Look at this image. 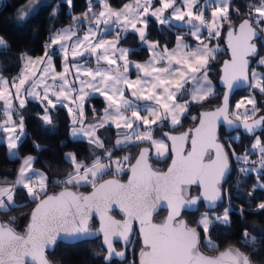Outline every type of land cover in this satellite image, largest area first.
<instances>
[{
	"label": "snow or ice",
	"instance_id": "snow-or-ice-1",
	"mask_svg": "<svg viewBox=\"0 0 264 264\" xmlns=\"http://www.w3.org/2000/svg\"><path fill=\"white\" fill-rule=\"evenodd\" d=\"M37 2L38 0H28V4L18 10V19L23 21L34 14L33 5ZM66 3L71 5L72 0H66ZM159 4V7H155L153 0H131V3L124 4L121 9L114 10L105 0L103 10L93 12L89 0V9L83 17H73L74 23L66 28L50 30V42L45 43L43 56L32 58L22 54L20 59L24 64L19 75L11 80L0 75V101H3L0 107V115L3 116L0 131L6 133L5 142L10 157L19 156L21 137L25 135L24 117L21 114V109L27 102L25 95L39 99L44 106V114L40 118L45 125L53 124L49 106L55 108L56 103L64 104L68 101L71 104L68 111L72 114L70 135L73 138L87 137L95 148L103 150L102 155H95L93 152L91 163L78 160L74 153H65L64 158L73 165V170L63 179L52 181L73 187L90 186L93 191L89 195L77 194L67 188L49 194L47 174L32 167L37 157L29 155L23 159L16 181L12 185L0 187V212L26 206L14 199L18 188L26 191L29 201L36 202V207L30 213V221L23 233L12 226L16 221L15 217L8 222H0V264H50L45 256V249L51 250L58 238L66 243H75L94 234L88 227L94 211L99 213L102 222L100 231L103 232L107 248L108 254L104 258L106 261L111 260L114 255L125 257L124 251L117 252L113 247V237L122 240L125 246L130 245L133 240L132 222L138 221L143 245L140 264H255L248 253L233 245L218 256L203 254L200 251V232L188 226L183 219L177 220V217L180 216L182 207L195 206L200 199L193 197L184 200L180 195L191 184H202L203 197L209 202L222 199L220 184L230 173V167L228 151L224 150L215 135L217 121L222 118L229 131L242 126L249 134L258 128H264V115L249 122L251 116L259 111L254 97L242 99L235 104L237 111L231 114L234 118H229L228 110V93L232 92L237 82L247 83L249 88L264 93V72L252 70L249 73V61L246 59L250 54L257 53L253 40L264 37V28L260 27L264 25V0L247 6L248 18L238 25V31L230 18L231 0H204L202 5L200 0H159ZM168 10L171 12L165 15ZM206 11L210 12V17H206ZM233 11L237 16L240 15L239 10ZM88 16L92 17L91 21L86 19ZM149 17L156 18L160 25L169 28L173 26V20L186 22L191 29L190 35L199 43L193 47L182 36H177L176 47L168 50L167 45L161 46L159 41L149 42ZM112 23L119 25L125 33L129 29L138 33L140 41L153 52L145 64H135L137 72L142 73L136 80L128 78L127 54L130 50L116 47L122 38L120 35H117L115 41L101 37L92 43L97 32L101 31V25L107 31ZM225 23L229 27L228 38L232 49V59L224 63L223 83L228 93L223 94L220 107L201 113L199 126L194 130L195 136L190 140V150L184 151L185 144L189 142L188 132L172 136L164 133L163 136L171 141L172 151L175 153L167 172L153 171L147 163L149 148H143L136 164L131 167L132 177L127 184L107 180L97 186L98 180L112 170L113 164L117 174L123 171L120 160L113 159L115 149L147 142L154 146L156 159L164 157L169 146L163 139H153L151 126L157 122L163 126L164 121H170L174 127L182 126L180 118L192 104L207 103L217 96L208 73L211 70L210 61L215 59L219 51L218 47L212 46V41L220 35ZM138 24L142 27H138ZM85 25V34L78 35ZM205 31L207 36L202 39ZM69 43L71 57H83L86 61L84 64L73 65L75 80L71 82L68 76ZM53 46L63 52L64 67L60 73L54 71L53 60L49 56ZM10 47L0 37V50L7 51ZM93 55L95 68L89 67L87 63ZM113 57L119 58L121 65L117 66V59ZM102 62H106V66ZM161 62L163 65L157 66ZM38 65L43 67H37ZM259 66H264V58L259 61ZM37 72L40 73L39 76ZM189 84L192 85L191 88L186 87ZM125 89L131 90L130 95L134 100L125 98ZM96 92L106 98L107 106L99 120L85 124L83 101ZM14 100L18 102L15 105ZM140 101L144 103L141 104ZM240 109L243 111H239ZM141 111L147 115L142 116ZM13 114L16 115L15 120ZM113 124L118 130L119 138L112 147H105L104 141L96 133L105 125ZM144 126L148 127L141 131ZM33 147L38 151L42 150L35 142ZM257 149L260 159L252 162L248 160L247 154L236 155L235 150L229 146V151L238 162L253 165L258 163L259 168L264 170V142L259 137H256L252 145V151ZM123 159L127 161L129 157L125 156ZM255 170V167L238 169L242 174ZM161 199L167 201L171 211L164 222L154 224L152 213L156 210V202ZM114 203L127 216L125 221H116L108 215ZM212 206H215L214 203ZM258 208L264 210V203H260ZM217 223L230 225L229 209H225L222 216L214 215L211 219L205 213L197 222L204 233V243L212 249H218L219 246L210 239L208 233L209 228ZM257 239L247 231L244 232L242 242L251 247L253 254L260 247ZM260 239L264 240V236Z\"/></svg>",
	"mask_w": 264,
	"mask_h": 264
},
{
	"label": "trees",
	"instance_id": "trees-1",
	"mask_svg": "<svg viewBox=\"0 0 264 264\" xmlns=\"http://www.w3.org/2000/svg\"><path fill=\"white\" fill-rule=\"evenodd\" d=\"M28 0H1L0 4V37L11 46L10 50H0V73L13 77L16 75L22 66L20 59L22 54L27 56H37L44 54V45L49 42L50 30L54 31L62 28L73 21L76 15L84 14L89 9V0H72V4L66 3V0H51L48 3L40 5L34 12L23 21L18 19V10ZM130 0H107L111 8L119 9ZM157 4L159 0H153ZM258 0H231L230 18L239 22L242 19H247L249 10L248 5L256 4ZM92 10H95L99 5L95 0H91ZM235 7V8H234ZM233 9L239 10L240 15L237 16ZM55 13V15H53ZM206 17L209 16L205 14ZM256 27L255 24H253ZM261 27V26H260ZM262 28V27H261ZM259 34V28H257ZM183 34L189 41L190 45H194L196 40L189 34V30L179 24L173 22V26L160 25L157 19L149 17L147 26V40L149 42L159 41L160 45H167L168 49L173 45L176 35ZM206 37V36H205ZM215 38L212 42H214ZM258 54L252 61L249 72L253 69L257 59L264 54V41L262 37L256 39ZM120 45L129 47L128 56L133 60H147L150 57V52L146 44L139 41L138 36L134 32H127L126 35L119 41ZM227 56L226 49L218 54L214 60V70L210 73L216 86L215 98H212L207 103L192 104L189 107L187 115L181 119L182 126H169L163 123L153 125V137L164 138V131H179L185 127L192 126L198 117L200 110L210 109L220 103L222 96V88L218 84V71L222 60ZM57 57V56H55ZM253 93L259 111L251 118H260L264 115V93L259 90H251L249 87L237 90L230 99V111L234 112L236 102H238L245 94ZM104 102L99 97H89L85 103V120L94 121L98 119L104 108ZM21 114L24 117V133L21 137L19 146V156L17 158L10 157L8 154L7 144L1 139L0 131V187L4 185H12L18 174V169L22 158L27 155L37 157L33 163V168L47 174L49 178L48 192H54L61 187L67 186L64 184L52 183L54 180L63 179L73 170V165L65 160V153H74L76 158L85 163H91L94 156L90 143L70 137L71 121L67 111L60 105L55 108L49 106V115L52 118V125H45L40 118L44 114V106L39 101H28ZM16 119V117H15ZM118 130L112 126H104L99 130V135L103 139L105 147H112L115 138L118 136ZM219 137L225 145L231 159V173L227 181L223 184V201L217 206V212L223 215L225 209H229L230 225L225 226L219 223L214 227L209 228V237L219 247L218 249L209 248L204 243V233L198 227L197 220L205 212L203 206L193 213L184 212L183 216L187 223L195 226L201 235L200 248L209 254H214L226 246L233 245L240 248L243 252L248 253L255 264H264V240L260 237L264 236V210L258 208L260 203H264V170L259 168V164L252 163L242 164L238 162L231 149L235 150L236 155H248V160L258 162L260 157L256 151H250L255 137H259L264 142V128L253 134H247L240 131L226 133L223 128L219 131ZM238 137V139H237ZM33 142L41 146L40 151L33 147ZM142 146H150L149 143L143 142L138 146H129L121 149H115L112 153L114 160H120V163H130L138 150ZM151 147V146H150ZM98 153L103 154L99 149ZM97 153V154H98ZM95 154V155H97ZM127 156L129 159L125 161L123 158ZM170 153L168 152L160 159L155 158L154 150H152L150 159L152 165L158 169L166 167ZM46 165L48 167H46ZM241 167L253 168L247 174H242L238 171ZM125 172L121 178H125ZM112 176L108 173L103 178ZM119 177V176H118ZM80 189L87 190L88 187ZM14 199L18 203L25 204V207H17L8 212H0V218L9 221L15 217L16 221L12 225L18 230L23 229L25 217L29 210L36 202L29 201L25 190L18 188ZM161 211L155 216V219H161ZM93 223V222H92ZM247 231L250 236H256L259 250L256 253L251 252V247L245 246L243 241L244 232ZM134 244L140 246L138 236L134 237ZM102 248L97 241H82L73 245L59 243L54 248L53 252H48V258L53 264H92L96 259H101ZM98 254V255H94Z\"/></svg>",
	"mask_w": 264,
	"mask_h": 264
},
{
	"label": "water",
	"instance_id": "water-1",
	"mask_svg": "<svg viewBox=\"0 0 264 264\" xmlns=\"http://www.w3.org/2000/svg\"><path fill=\"white\" fill-rule=\"evenodd\" d=\"M243 20H244V19L240 20V21L236 24V26H237L236 30H237V31H238V25H239ZM228 31H229V29L226 31V33H225V38H224V45H225V49H226V52H227V56H226V57L222 60V62H221V65H220V71H219V77H218V84H219V86L222 88V96H221V99H220V103H219L218 105H216V106L210 108V109L200 110V111L198 112V117H197V119H196V122H195L192 126L185 127L184 129H181V130H179V131H164V132H163V134H164V133H167V134H169V136H172V135H179V134H181V133L188 132V134H189V142L186 143L185 146H184V151H185V152H187L188 150H190V147H191V145H190V140H191V138H192L193 136H195V131H194V130H195L196 127L199 126L201 113H203V112H205V111H212V110H214L216 107H220V106H221V102H222V100H223V94L228 93V89H227V87L225 86V84L223 83V76H224V63H225L226 61H229V60L232 59V49H231L230 42H229V38H228ZM257 32H258V31H257ZM253 43H254L255 46H256L257 53H256V54H250L249 56L246 57V59H248V61H249V64H248V71H249L250 66H251V64H252V61L254 60V58H255V57L257 56V54H258V47H257L256 39L253 40ZM249 73H250V72H249ZM247 87H248V84H247V83L237 82V84L234 85V88H233L232 92H231V93H228V95H229V102H228V103H229V109H228V110H229V113H230V117H229V118H234V117L231 115V111H230V107H231V105H230V99H231L232 95H233L237 90L244 89V88H247ZM249 108H251V107H249ZM240 111L242 112L243 109H241ZM256 119H259V118H253V119L251 118V119L249 120V122L251 123L253 120H256ZM221 128H223L224 131H225L226 133H230V132H234V131H240V132H243V133H247V132L243 129L242 126L239 127V128H234L232 131H229L228 126H227L226 123L223 121V119H222V118L219 119V120L217 121V123H216V131H215V135H216V138H217L218 142L224 146V150H225V151H227V149H226L225 145L223 144V142L221 141V139H220V137H219V131H220ZM189 130H191V131H189ZM258 130H259V128H258L255 132H257ZM255 132H254V133H255ZM247 134H249V133H247ZM252 134H253V133H252ZM164 138H165V137H164ZM165 141L168 143V146H169V153H170V158H169L168 163L166 164V167H165V168H163V169H158V168L154 167V166L152 165V162H151V159H150V155H151V152H152V148H151L150 146H142V147L139 148V150H138L137 154L135 155V157L133 158V160L129 163V167H128V170H127V173H126L125 178H121V177L114 176V175H112V176H108V177H105V178L100 179V180L98 181V183H97V186H99V184L104 183V182L107 181V180H116V181H118L119 183L127 184L128 181H129V179L132 177L131 167L134 166V165L136 164V160H137V158L139 157L140 151H141L143 148H149V153H148V156H147V163H148L149 165H151L152 170H153V171L159 170L160 172H167V169H168V168L170 167V165H171L172 159L175 158V153H174V151H172L171 141H170L169 139H165ZM228 157H229L228 162H229L230 173H231V169H232V167H231V159H230V155H229V153H228ZM205 162H207V155L205 156ZM230 173L226 176L225 179H223V180L221 181V184H220V189H221L222 199H218V200H216L215 202H209L206 198L203 197L204 188H203V185L200 184V183L191 184V185L187 186L186 188H184V190L180 193V195L182 196V198H183L184 200H188L189 198H193V197H200V199L197 201V203H196L195 206H188V205H185L184 207H182V208L180 209V216L177 217V220H179V219H183V220L185 221V223H186L188 226L193 227V228H196L195 226H192V225H190V224L187 223L186 219H185L184 216H183V213H184V212H190V213L196 212V211L198 210V208H199V204H200V202L203 203V206H204V209H205V210H208V211H209V210H215L216 207H217V205H218V203L223 201V189H222V186H223V184L227 181V179H228ZM191 187H196V188H198V189H199V192L196 193V194H191V193H190V189H191ZM65 188H67L69 191L75 192V193H77V194H83V195H89V194L93 191V189H92L91 187H90L89 189H87V190H81V189H79V188H75V187H72V186H64V187H61V188H59L58 190H56V191H54V192H50L49 194H52V193H58V192L64 190ZM174 202H175V201H174ZM212 203H214V205H215L214 207L212 206ZM35 207H36V203L32 206V208H31V209L29 210V212L27 213V215H26V217H25V222H24V225H23V229H22L21 231L18 230V229H16V228L13 226L18 232L23 233V232L25 231L26 226H27L28 222L30 221V213L33 211V209H35ZM161 210L165 211V214L163 215V217H162L161 219H159V220L154 219L155 215H157ZM170 211H171V209L167 206V201H165V200H163V199L157 201V202H156V210L153 211V213H152V217H151V219H152V223H154V224H159V223L164 222L165 219L167 218V216L170 214ZM113 212H117V213H119V214L121 215V217H120V218L116 217V216L113 214ZM108 215L112 216V218H113L114 220H116V221H120V222H123V221H125V220L127 219V216H126V215L120 210L119 206L116 205L115 203L112 205L111 210L109 211ZM92 220L96 221V223H97V226L94 227V228L91 227V222H92ZM0 222H8V221L3 220V219L0 218ZM88 227H89V228L92 230V232L94 233L92 236H90V237H84V238H82V239H79V240H77L75 243H66L65 241H63V240H61V239L58 238L56 244L53 246V248H52L51 250L48 249V248H46V249H45V256H46V258L48 259V261L50 262V264H53V262L48 258V255H47V254H48V252H53L54 248H55L56 245L59 244V243H63V244H66V245H73V244L80 243V242H82V241H89V240H95V239H97V238H100L101 245H102L103 248L105 249V251H106V255H107L108 253H107L106 245H105V243H104V235H103V232L100 231L101 228H102V222H101V219H100L99 213H96L95 211L93 212V214H92V216H91V218H90V220H89V225H88ZM196 230H197L198 232H200L197 228H196ZM135 231H137V235H138V238H139V240H140V245H141L140 250L138 251V264H140V258H141L140 254H141V249H142L143 245H142V234H141V232H140V224H139L138 221H133V222H132V237H133ZM115 242L122 243L124 247H127V246H128V245L125 246L124 242H123L122 240H120L119 238H117V237H113V246H114V243H115ZM229 246H230V245H229ZM229 246H226L225 248H223V249L217 251V252L214 253V254L206 253V252H204L201 248H200V251H201L203 254H205V255H209V256H218L220 252L225 251ZM235 247H237V246H235ZM241 251H242V250H241Z\"/></svg>",
	"mask_w": 264,
	"mask_h": 264
},
{
	"label": "crops",
	"instance_id": "crops-1",
	"mask_svg": "<svg viewBox=\"0 0 264 264\" xmlns=\"http://www.w3.org/2000/svg\"><path fill=\"white\" fill-rule=\"evenodd\" d=\"M38 1H39V0H38ZM50 1H51V0H48V1H41L40 3H41V5H42V4L48 3V2H50ZM95 1H96L99 5L96 7L95 10H92V11H93V12H96V11L103 10V4H104L105 0H95ZM27 2H28V1H26L25 3H27ZM141 2H143V0H141ZM153 2H154V1H153ZM127 3H131V0L128 1V2H126L125 4H127ZM21 6H24V4L21 5ZM21 6H20V7H21ZM154 6H155V7H159V6H160L159 2H158L157 4H154ZM121 8H122V7H121ZM121 8H119V9H121ZM112 9H114V10H119V9H116V8H112ZM87 11H88V10H87ZM87 11H86V12H87ZM193 11L195 12L196 9L194 8ZM169 12H171V10L166 11V12H165V15H168ZM84 14H85V13H84ZM84 14L76 15L75 17H83ZM27 17H28V16H27ZM27 17H26V18H27ZM207 17H210V14H209V16H207ZM153 18H154V17H153ZM86 19H87L88 21H91V20H92V17H91V16H88ZM154 19H156V18H154ZM186 19H187V18H186ZM148 22H149V18H148ZM173 22L179 24V25L182 26V27L187 28V29L189 30V34H190L191 29H190V27L186 24V22H179V21H175V20H173ZM73 23H74V21H72L70 24H68V25H66V26H64V27H62V28H66V27L72 25ZM232 23H233L234 25L237 24V22H235V20H232ZM137 26H138V27H142V25H139V24H138ZM261 27L264 28V25H261ZM58 29H60V28H58ZM103 29H104V26L101 25V31H98V32H97V36H96L95 39L92 40V43H95L96 40L100 39L101 37H102L103 39L108 40V41H115V40L117 39V35H120L122 38L126 35V33L123 32V30H122V29L119 27V25H117L116 23H112V24H110V25H109V30H107V31H104ZM228 29H229L228 24L225 23L224 27H222L221 30H220V35H219L218 37H215L214 42H212V46H214V47H218V48H219V51L217 52L216 57L218 56V54H219L220 52H222V51L225 49V45L223 44V37L225 36V33H226V31H227ZM85 31H86V25L81 27L80 31L78 32V35L83 36V35L85 34ZM128 32H134V31L131 30V29H129ZM134 33H135V32H134ZM135 34L138 36V33H135ZM177 36H182V37L184 38V40H185L188 44H190L189 41L186 39L185 35H183V34H179V35H176L173 45H172L168 50H171V49H173V48L176 47V39H177ZM205 36H207V32H206V31L203 33V36H202L201 38L204 39ZM192 37H193V36H192ZM122 38H121V39H122ZM90 39H91V38H90ZM121 39H120V40H121ZM138 39H139V36H138ZM193 39H195V37H193ZM120 40H119V41H120ZM195 40H196V39H195ZM262 40L264 41V37H262ZM139 41H140V39H139ZM49 42H50V41H49ZM198 43H199V42L196 40V43H194L193 47H195ZM116 47H117V48L129 49V47H126V46H124V45H120L119 42L117 43ZM148 49H149V48H148ZM80 50L83 51V48H81ZM149 52H150V57H149L147 60H143V61L130 59L129 56H128V54H127V60L129 61V67H128V78H129L130 80H136L137 77H138V75H139V76H142V73H138V72H137V70H136V68H135V64H136V63H139V64H145L147 61H149L150 58H151V56L153 55V52H152V51L149 50ZM70 53H71V43H69V59H68V64H69V68H70V71H69V73H68V76H69V80H70V82H71V81H74V80H75V77H74V75H73V72H74V67H73V65H74V64H84V63H86V61H85V59H84L83 57H81V58H73V57H71ZM43 55H44V54L37 55V56H34V57H33V56H30V57H32V58H36V57H41V56H43ZM85 55H87V54H85ZM49 56L52 57V60H53V66H54V71L57 72V73L62 72V71H63V67H64V57H63V52H62L57 46H53V48L49 51ZM55 56H57V57H55ZM216 57H215V58H216ZM113 58H116V59H117V66L121 65L122 62L119 60V58H117V57H113ZM262 58H264V54L261 55V56L257 59V61L255 62V65H254V67H253L252 70H255V71H257V72H264V66H259V61H260ZM214 60H215V59H214ZM214 60L210 61V68H211V70H210L209 73H208V78L211 80V82H212V84H213V86H214V88H215L216 84H215L214 80L212 79V77H211V75H210V73H211V72L214 70V68H215V66H214V65H215V64H214ZM87 63H88V66H89V67L95 68V67H96V64H95V55L89 57ZM23 64H24V61H22V66H23ZM102 65H105V66H106V62H102ZM162 65H163V62H161V64H160V65H157V66H162ZM220 65H221V63H220ZM22 66H21V68H22ZM37 67H43V65H38ZM218 69H219V71H220V66H219ZM121 70H122V69H121ZM252 70H251V71H252ZM20 71H21V69H20L19 72H18L16 75H14L13 77L19 75ZM219 71H218V72H219ZM251 71H250V73H251ZM0 75L4 76L5 78H7V79H9V80H11V78H12V77H7V76H5V75H3V74H1V73H0ZM37 75L39 76L40 73L37 72ZM218 77H219V73H218ZM49 83H51V81H49ZM76 84H77V86H79V82H78V81H76ZM25 87H27V85H26ZM186 87L191 88L192 85L189 84V85H186ZM250 89H251V90H254V89H252V88H250ZM130 91H131V90H129V89H125V98L130 99V100H134V98L131 97V95H130ZM215 92H216V90H215ZM109 94H112V93L109 92ZM74 95H75V94H74ZM89 97H99V98H101V99L103 100L104 105H105L104 108L102 109V113H101L100 117H99L98 119H96V120H99V119L103 116V110H104L105 107L107 106V100H106V98H105L100 92L91 93L89 96H87L86 99L83 101V105H82V106H83V112H84V121H85V124H87V122H88V121L85 120V103H86V101H87V99H88ZM50 98H51V97H50ZM25 99H26L27 102H28V101H39V99H33V98H31V97H28L27 95H25ZM177 99L179 100V97H177ZM27 102H26V103H27ZM39 102H40V101H39ZM54 102H55V101H54ZM13 103H14V105H15V104H17L18 102L14 100ZM139 103L143 104L144 101H140ZM2 105H3V101H0V107H2ZM25 105H26V104H25ZM56 105H60V106H62V107L67 111V113L69 114V117H70L71 125H72V114L69 113V111H68V108L71 107V104H70L68 101H65L64 104L56 103ZM141 115H142V116H143V115H147V113L144 112V111H141ZM186 115H187V113H185L180 119H182V118H183L184 116H186ZM15 117H16V115L13 114V119H14V120H15ZM2 119H3V116L0 115V120H2ZM157 123H160V122H157ZM163 123L168 124L169 126H172V125L170 124V121H164ZM105 126H106V125H105ZM108 126H109V125H108ZM111 126L115 128V125H114V124L111 125ZM133 127H135V124L133 125ZM147 127H148V126H144V128H141V131H144ZM151 127H152V129H153V125H152ZM100 129H101V128H100ZM100 129H99V130H100ZM115 129H116V128H115ZM99 130L97 131L96 134L100 137V135H99ZM70 132H71V127H70ZM152 133H153V132H152ZM69 134H70V133H69ZM4 136H5V132H2V133H1V137H4ZM70 137L73 138L71 135H70ZM118 138H119L118 136L115 138L114 144L116 143V140H117ZM73 139H81V140H85V141L89 142L88 139H87V137H84V136H79V137H77V138H73ZM100 139H102V138L100 137ZM153 139H155V140H161V139H163V138H160V137H153ZM255 139H256V137H255ZM255 139H254V141H253V144H254V142H255ZM102 140H103V139H102ZM163 140H164V142L168 145V143L165 141V139H163ZM3 141H6V140L4 139ZM89 143H90V142H89ZM90 144H91V143H90ZM253 144H252V145H253ZM92 145H93V144H92ZM93 146H94V145H93ZM150 146H151L152 150H155L153 145L150 144ZM94 147H95V146H94ZM7 148H8V147H7ZM97 149H98V148H97ZM100 150H102V149H100ZM98 151H99V149H98ZM102 152H103V150H102ZM168 152H169V151H168ZM168 152H167V153H168ZM256 152L258 153V156H259L260 153H259V150H258V149L256 150ZM68 153H70V152H68ZM97 155H102V154H101V153H98ZM259 157H260V156H259ZM113 166H114V164H113ZM113 166H112V168H113ZM18 171H19V170H18ZM17 175H18V174H17ZM16 179H17V176H16ZM15 181H16V180H15ZM98 181H99V180H98ZM67 186H71V185H67ZM1 187H2V186H1ZM3 187H6V186H3ZM72 187H73V186H72ZM82 187H88V188H89L90 186H77V187H75V188H82Z\"/></svg>",
	"mask_w": 264,
	"mask_h": 264
},
{
	"label": "flooded vegetation",
	"instance_id": "flooded-vegetation-1",
	"mask_svg": "<svg viewBox=\"0 0 264 264\" xmlns=\"http://www.w3.org/2000/svg\"><path fill=\"white\" fill-rule=\"evenodd\" d=\"M250 116H251V115H250ZM89 188H90V187H89ZM79 189H80V188H79ZM81 190H83V189H81ZM198 192H199V189H198V188H196V187H191V189H190V193H191V194H196V193H198ZM220 203H221V202H219L218 205H219ZM218 205H217V206H218ZM200 206H203V203H202V202H200V204H199V208H200ZM199 208H198V209H199ZM203 208H204V206H203ZM216 210H217V207H216L215 210H209V211L206 210V211L209 212V213H214L215 215L220 216L222 213H218ZM161 211H163V210H161ZM161 211H160V212H161ZM160 212H159V213H160ZM113 214H114L116 217H118V218L121 217V215H120L119 213H117V212H113ZM164 214H165V212H164ZM164 214H162V217H163ZM155 216H156V215H155ZM154 219H155V217H154ZM158 220H159V219H158ZM92 222H93V223H92ZM92 222H91V227H93V228L96 227V226H97L96 221L92 220ZM135 236H138V235H137V231H135V233H134V235H133L132 243H131L130 245H128L127 247H124L122 243L115 242L113 247L116 249L117 252H119V251H124V252H125V257H124V258H120V257H116V256L114 255V256L111 258V260H109V261H106V260L104 259L107 255H106V251H105V249H104L103 246L101 245L100 238L95 239L94 241H97V242L100 243L103 252H102L101 259H96V260L94 261V263H92V264H138V251L140 250L141 245H140V246H136V245L134 244V237H135ZM90 241L92 242L93 240H89L88 242H90ZM139 242H140V240H139Z\"/></svg>",
	"mask_w": 264,
	"mask_h": 264
},
{
	"label": "rangeland",
	"instance_id": "rangeland-1",
	"mask_svg": "<svg viewBox=\"0 0 264 264\" xmlns=\"http://www.w3.org/2000/svg\"><path fill=\"white\" fill-rule=\"evenodd\" d=\"M41 1H48V0H39L38 2H37V4H35V5H33V9L34 10H36L40 5H41ZM178 2H179V0H178ZM203 2H204V0H200V3H201V5L203 4ZM0 4H1V0H0ZM28 4V2L27 3H24V5H27ZM22 7V6H21ZM20 7V8H21ZM19 8V9H20ZM235 8V7H234ZM231 9H232V7H230V11H231ZM205 14H207V15H209L210 14V12L209 11H206L205 12ZM232 21V20H231ZM224 38H225V36L223 37V44H224ZM251 97H253V93L251 92V94H245L244 96H243V98H241L239 101H241L242 99H245V98H251ZM238 101V102H239ZM237 103V102H236ZM248 107H251V105H248ZM241 110V109H240ZM239 110V111H240ZM237 110L235 109V107H234V113L236 112ZM250 115H251V113H250ZM1 139H5L6 140V133H5V136L4 137H1ZM90 147H91V151H92V153L93 152H95V154H97L98 153V149L97 148H95L92 144H90ZM250 151H252V146H251V148H250ZM154 153H155V150H154ZM8 154H9V149H8ZM27 156H29V155H27ZM27 156H25V157H27ZM32 156V155H31ZM259 156H260V154H259ZM24 157V158H25ZM24 158H22V160H21V162H20V166H19V169H20V167H21V165H22V163H23V159ZM33 167V166H32ZM18 169V170H19ZM35 169V168H34ZM4 186H9V185H4ZM3 187V186H2ZM205 213H207L208 214V217L211 219L215 214L214 213H209V212H205ZM205 213H203V214H205ZM202 214V215H203ZM201 215V216H202ZM201 216L198 218V220H197V222L201 219ZM215 216H218V215H215ZM220 216H222V215H220Z\"/></svg>",
	"mask_w": 264,
	"mask_h": 264
},
{
	"label": "built area",
	"instance_id": "built-area-1",
	"mask_svg": "<svg viewBox=\"0 0 264 264\" xmlns=\"http://www.w3.org/2000/svg\"><path fill=\"white\" fill-rule=\"evenodd\" d=\"M121 167L123 168V171L119 172V174L116 173V170H115L116 166H115V165L113 166L112 170H111L109 173H111V174L114 175V176H119V177H120V176H122L125 172H127L128 167H129V163H128V162H123V163L121 164ZM60 180H61V179H60Z\"/></svg>",
	"mask_w": 264,
	"mask_h": 264
}]
</instances>
